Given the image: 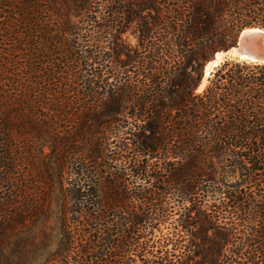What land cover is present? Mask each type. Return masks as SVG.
Instances as JSON below:
<instances>
[{
  "label": "trees",
  "instance_id": "trees-1",
  "mask_svg": "<svg viewBox=\"0 0 264 264\" xmlns=\"http://www.w3.org/2000/svg\"><path fill=\"white\" fill-rule=\"evenodd\" d=\"M146 10L157 12L152 22L142 15ZM99 16L106 20L97 25ZM133 22L145 38L157 29L171 32L172 81L155 66L165 54L164 38L127 61L104 55L96 63L102 40L90 32L121 33ZM248 27L264 28V0H0V189L26 197L20 166L30 155L38 173L34 186L48 189L38 190L37 210H44L39 199L58 188L63 227L79 219L106 223L105 249L97 256L103 264H119L104 256L124 253L136 232L131 228L160 222L171 204L179 214L172 259L156 264H264V189H245L264 188V64L227 59L198 91L204 65ZM114 44L121 53L122 45ZM135 59H144L151 72L145 95L126 85L125 67ZM128 107L141 112L120 137L125 163L103 177L106 165L97 160L112 151L106 131L122 122ZM171 147L172 163H149ZM83 160L97 168L71 182L73 189H62L64 171L74 175ZM129 175L168 181L162 189H125ZM232 175L241 182L227 183ZM81 182L92 186L83 189ZM18 196L0 200V247L29 216L14 212ZM70 213L76 215L69 219Z\"/></svg>",
  "mask_w": 264,
  "mask_h": 264
},
{
  "label": "rangeland",
  "instance_id": "rangeland-1",
  "mask_svg": "<svg viewBox=\"0 0 264 264\" xmlns=\"http://www.w3.org/2000/svg\"><path fill=\"white\" fill-rule=\"evenodd\" d=\"M169 4L172 13V1H170ZM156 14L157 12L150 10L142 12V15L147 22H152L151 17ZM99 17L100 18L93 19V21L97 25L103 24L106 20L102 16ZM72 22L80 23L81 19L79 17H73ZM97 30L98 29L96 28L90 32V35L92 37H96V39L98 38L99 40H102L98 45L100 48H102V53H99L97 55L98 57H100V61L97 60L96 63L104 62V58H102L104 55L109 57V59H111L110 57L118 56V61H127L131 56H136L138 54L137 52H143V45H158L157 40L164 38V40L168 43L163 50V53L165 54L164 57L161 56L162 59L159 60L160 64L157 63L155 64V66L158 68L164 67V71L170 73L166 74V76L169 77L167 79H171L172 81V34H170L171 32L169 33L167 29H164L163 32L157 29L153 31V34H149L150 37L147 36L146 38L143 37L144 35L139 31L136 22H133L131 25L127 26L121 33L114 30H107L106 33H103V31L97 33ZM86 34V31L80 32V35L85 36ZM115 40L122 45L121 53H119L118 49L115 48ZM90 49L92 48L90 47L88 51ZM214 56L203 67V77L198 89L199 92L204 89L208 82L209 76L205 77V67L214 59ZM143 60L144 59H135V62H133V64L126 66L125 76L127 78V87H133L132 90H135L136 93H143L145 95V91L149 90H145L142 85L144 83L151 84L150 81H146L145 77V75H151V72H148V70L145 71V69H147L149 66L142 63ZM222 61L223 58L220 60V64L222 63ZM108 66H110V63ZM215 68L216 67L213 66V70ZM96 73H99L98 69ZM108 75L109 74H107L106 76ZM118 79L119 77H115V79L110 78V81L114 80V82H116V80L118 81ZM171 81H168V84ZM162 87L163 86L160 85V88ZM140 112L141 110H138L137 108H135V110H133L131 107L126 108L121 112L119 116L122 122L112 124L107 129L106 132L108 135L106 136L108 138L105 142L107 144L106 147L108 148V150H112L111 152H108V154H110V158L107 159L108 154L106 153L105 158L101 159L100 161L97 160V162H101L106 165L103 166L106 167V170L102 169L103 177H106V175L110 173V171L108 170H111L114 167H121L125 163L121 162L122 153H120L118 147L120 144H122L121 142L125 141H123V139L120 137L123 130H127V128L131 125H135V117L137 114L139 115ZM26 146L30 150V147L33 146V141L30 139L27 142ZM46 151L48 152L49 148H46ZM170 152L171 153L168 152L169 154L167 153L166 155L158 154V159H149V163L152 166L154 164V166L156 167H162L167 162L172 163V147ZM112 157L114 158L113 160H111ZM140 159H143V157ZM227 163L230 164L229 160L224 161L223 164ZM20 167L25 168V187L24 189H22V191L25 192L26 197L18 196V192L21 191L19 189L5 188L0 189V200H2V198H11L17 195L18 198L16 199V208L14 209V212L17 213L21 209L22 211H25V213L29 216L26 218L25 223L22 226L15 228L14 231H11V233H7V235H5L7 236L6 243L0 247V264H103V262L101 263V260L98 259L97 256L100 255L102 249H105L103 245L106 244H103L104 242L102 243L100 239L106 238V236H104L107 233L106 223H104L106 226V228H104L103 226L99 225L101 223L94 225L90 222H87L86 219H79L78 221L70 220V222L67 223V227H63L62 218H64V200L61 194V189H50L52 191L51 198L47 200L43 198L44 201L39 199L40 204L43 205L42 209L44 210H37V207L39 206V204L36 202L39 196L38 190L48 189H36V187L34 186L35 182H37L38 180V173L35 169L36 164L30 157V155L27 156L24 165ZM93 167L97 168L96 163H94L93 161L83 160L81 162V165H79L78 163L77 166H74V175H70L68 170H65L62 189H73V185L70 183L76 179H84L85 177H87L89 169L91 171H94ZM158 170L159 169H157L156 171ZM123 180H125L126 183L125 189H162L163 186H161V183L165 184L168 181L167 178L164 179L163 182H160V180H146L131 175L127 176L125 179L123 178ZM237 180L241 182L242 178L240 176L237 177L236 175H232L230 176V178L225 179L227 183H233ZM82 185H85L82 187L83 189H88V187L92 186L91 184L87 183L86 185L81 182V186ZM241 188L242 187H240V189ZM245 189L264 188L262 186H255ZM25 199L26 203L23 204V202H25ZM10 207L12 206L10 205ZM30 212L33 213V216ZM135 212L141 213V210H135ZM173 213L174 214H172L171 204V206L168 207L165 212H160V215L163 216L160 217V222L156 221L152 224L141 226L138 229L131 228L132 231L136 232L132 236L131 242L126 245V248H123L124 253H121L120 256H116L113 258H109V256L104 257L106 259L108 258L109 261H114L115 263L119 264H153V261L155 262L161 257H163V260H159V262H164L172 259V231H174V227H178L179 225V214L177 211ZM75 215L76 214L74 213H70L69 215L67 214V217H69L70 219ZM123 215L124 213H122V216ZM140 233L143 235V238L137 239V234ZM94 238L97 239L95 242Z\"/></svg>",
  "mask_w": 264,
  "mask_h": 264
},
{
  "label": "water",
  "instance_id": "water-1",
  "mask_svg": "<svg viewBox=\"0 0 264 264\" xmlns=\"http://www.w3.org/2000/svg\"><path fill=\"white\" fill-rule=\"evenodd\" d=\"M218 54H223V61L234 58L264 64V28L249 27L241 30L235 44L226 51L216 53L211 62L217 61ZM219 64L220 61L214 67Z\"/></svg>",
  "mask_w": 264,
  "mask_h": 264
},
{
  "label": "bare ground",
  "instance_id": "bare-ground-1",
  "mask_svg": "<svg viewBox=\"0 0 264 264\" xmlns=\"http://www.w3.org/2000/svg\"><path fill=\"white\" fill-rule=\"evenodd\" d=\"M223 57V54H218V59L215 62H210L207 64L206 68H205V77H207L210 72L213 70V66H215L216 63H218ZM205 83V82H204ZM204 85V84H203Z\"/></svg>",
  "mask_w": 264,
  "mask_h": 264
}]
</instances>
